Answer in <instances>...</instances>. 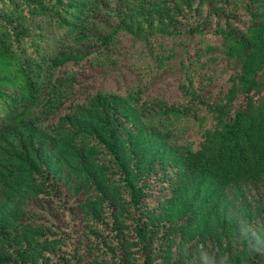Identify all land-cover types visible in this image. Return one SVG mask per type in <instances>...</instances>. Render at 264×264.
I'll list each match as a JSON object with an SVG mask.
<instances>
[{
	"label": "trees",
	"instance_id": "1",
	"mask_svg": "<svg viewBox=\"0 0 264 264\" xmlns=\"http://www.w3.org/2000/svg\"><path fill=\"white\" fill-rule=\"evenodd\" d=\"M138 126L176 159L127 164ZM67 139L94 157L78 183L40 152ZM185 176L264 199V0H0V207L24 177L37 201L0 223V264H264V201L218 237L188 233L202 200L159 217Z\"/></svg>",
	"mask_w": 264,
	"mask_h": 264
},
{
	"label": "rangeland",
	"instance_id": "2",
	"mask_svg": "<svg viewBox=\"0 0 264 264\" xmlns=\"http://www.w3.org/2000/svg\"><path fill=\"white\" fill-rule=\"evenodd\" d=\"M132 118L134 119L136 116ZM78 126L87 132L84 139L96 131L94 124L85 115L79 118ZM122 145L127 164H130L131 152L142 156L144 160L142 164H156L155 160L162 157L176 159L174 152L169 147L161 143L157 136L150 134L142 126H138L132 134L123 137ZM40 152L42 158L47 160L52 167L64 176L72 177L75 183L81 181L74 173L80 155L85 154L94 164V157L91 153H84L81 148L71 145L69 139L59 143L51 152L42 149ZM31 158L34 164H39L33 153H31ZM22 164H27V161L23 160ZM22 169L25 170L26 165H23ZM109 171L111 174H115L114 171ZM101 184L111 195L117 194L119 185L116 177H111L109 180L102 178ZM32 195L30 180L24 177L9 190L6 204L0 207V223L14 222L21 217L24 209L32 218H35L34 208L37 207V201L31 199ZM201 200L204 205L199 207L197 220L188 229V233L197 234L205 231L207 235L211 234L214 237L221 236L225 232L223 224L229 225L232 222L241 224L247 216H257L264 201L258 192L249 187L235 185L223 190L202 176H185L177 196L163 208L159 217L175 220L184 215L191 205L192 208H196ZM38 208H40L39 205ZM33 232L30 229L26 235L30 237ZM262 245H264V224L253 242V247Z\"/></svg>",
	"mask_w": 264,
	"mask_h": 264
}]
</instances>
